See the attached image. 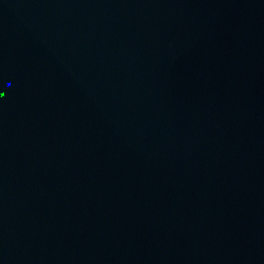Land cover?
<instances>
[{
	"label": "water",
	"instance_id": "1",
	"mask_svg": "<svg viewBox=\"0 0 264 264\" xmlns=\"http://www.w3.org/2000/svg\"><path fill=\"white\" fill-rule=\"evenodd\" d=\"M0 264H264V0H0Z\"/></svg>",
	"mask_w": 264,
	"mask_h": 264
}]
</instances>
